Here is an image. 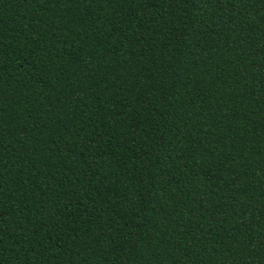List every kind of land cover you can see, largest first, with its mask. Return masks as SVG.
<instances>
[{
    "label": "trees",
    "instance_id": "obj_1",
    "mask_svg": "<svg viewBox=\"0 0 264 264\" xmlns=\"http://www.w3.org/2000/svg\"><path fill=\"white\" fill-rule=\"evenodd\" d=\"M0 264H264V0H0Z\"/></svg>",
    "mask_w": 264,
    "mask_h": 264
}]
</instances>
